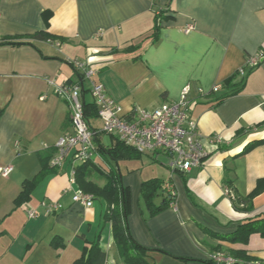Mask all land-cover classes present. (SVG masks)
Segmentation results:
<instances>
[{"label":"crops","instance_id":"1","mask_svg":"<svg viewBox=\"0 0 264 264\" xmlns=\"http://www.w3.org/2000/svg\"><path fill=\"white\" fill-rule=\"evenodd\" d=\"M161 9L168 18L158 40L149 43ZM45 10L51 11L46 28ZM189 23L193 28L186 31ZM41 29L53 37L0 44V167H12L0 175V264H72L94 240L107 253L105 264H122L103 219L104 200L93 198L90 206L72 200L78 187L68 159L40 180L29 201L13 204L23 179L40 168L38 152L70 131L67 104L54 88L79 80L72 59L96 70L94 78L124 113L176 100L182 86H190V114L208 150L203 164L172 174L160 155L144 153L140 164L121 172L130 190L131 234L154 249V261L207 264L215 244L243 247L264 260V237L257 233L245 245L209 233L230 232L248 214L264 211V191L253 198L251 212H243L233 208L224 185L228 175L244 195L264 177V140L240 154L247 143L264 138V58L246 70L239 92L217 105L209 94L213 85L220 84L219 94L225 79L244 76L239 69L248 56L264 54V0H0V39L20 41ZM131 44L141 48L125 51ZM83 86L84 100L93 102L86 80ZM89 119L100 138L97 118ZM214 136L223 143L213 142ZM150 177L172 178L177 191L175 205L154 216L139 203L140 184ZM51 201L59 208L47 213L41 203Z\"/></svg>","mask_w":264,"mask_h":264},{"label":"trees","instance_id":"2","mask_svg":"<svg viewBox=\"0 0 264 264\" xmlns=\"http://www.w3.org/2000/svg\"><path fill=\"white\" fill-rule=\"evenodd\" d=\"M164 12H166V10L161 9L154 15V23L151 28V33L147 36L149 43H154L158 40L161 21L168 18ZM50 14V10H45L42 13V20L45 28L48 26ZM52 37L53 36L46 30L41 29L27 35L26 39H20V41H12L13 38L2 37L0 39V44L27 43L30 38L51 39ZM140 48V44H131L125 47L124 50L131 52L137 51ZM245 76L246 75L242 76L235 82H232L231 78L225 79L222 83V86L225 89L219 94L211 89L209 94L211 95L214 104L217 105L227 96L239 92L244 85ZM71 81V79H68L66 83H70ZM84 103L86 117L97 118L94 103L86 101H84ZM263 140L264 138L262 140H254L247 143L240 154L246 152L253 145ZM93 145V155L98 153L105 156V158L108 156L114 162H118L122 159L140 158L141 155L144 154L136 151L131 146L126 145L123 141L113 137H111L109 143L103 144L98 137V132L93 139ZM220 147L223 148L224 146L221 145ZM54 153V146L52 148L49 146L44 147L43 151L38 152L40 168L32 177L23 179L21 182V188L13 199L14 207H18L30 200L32 191L45 175L58 171L60 167L50 164V159ZM93 155L82 161L72 163L74 181L78 189L91 194L93 198H101L104 200L105 210L103 213V219L110 224L112 238L117 247L122 264H157L151 256V252L154 249L140 244L131 234L128 223V216L130 213V190L129 187L123 183L119 168H116L114 164L108 162V166L105 167L96 164ZM99 179H103L104 182H98ZM165 183H171L173 186L172 189L167 188ZM224 185L226 194L229 197L233 208L243 212H251L253 198L264 191V177L258 178L254 187L244 195H240L235 191L232 185V179L228 175L225 176ZM157 198H159L158 201L156 200ZM176 199L177 191L172 183V178L162 179L160 177H150L142 180L140 184L139 203L142 210L148 216H154L169 208L172 203H176ZM209 233L217 239L225 240L233 244L245 245L247 244L249 237L254 233L264 237V211L248 214L239 221L236 228L230 232ZM209 248L211 252L222 251L231 255L234 258L233 264H264L263 259L250 255L243 247L222 248L220 244H215L210 245ZM106 259V251L98 241L94 240L83 245L80 256L74 259L72 264H105ZM206 261L207 264L211 262L208 259Z\"/></svg>","mask_w":264,"mask_h":264},{"label":"built area","instance_id":"3","mask_svg":"<svg viewBox=\"0 0 264 264\" xmlns=\"http://www.w3.org/2000/svg\"><path fill=\"white\" fill-rule=\"evenodd\" d=\"M192 28V23L185 26L186 31ZM263 58V53L248 56L239 73L244 75L247 69L254 68ZM70 62L78 71L79 80L64 82L54 88L55 94L67 104L70 131L62 134L53 144L55 153L50 159L51 165L61 167L68 159L73 170L72 163L93 155V139L98 131L85 114L83 80L88 82V91L96 108L97 118L101 122L100 131L123 141L140 153L165 155V165L172 173L186 172L203 164L208 150L201 140L197 121L190 114L192 99L189 84L182 86L176 100L163 102L154 108H139L124 113L121 105L107 94L103 83L94 78V68L78 59H72ZM219 87L220 84H215L211 89L216 91ZM212 140L217 144L223 143L219 136H214ZM15 145L18 146V141H15ZM11 169L10 165L0 167V175L7 176ZM165 186L169 189L173 187L171 183H165ZM72 200L90 206L93 196L77 188L73 191ZM41 205L47 213L59 208L56 201L42 202ZM174 205L175 203L171 204ZM28 215L35 216V211H28ZM207 259L214 264L234 262L231 255L222 251H210Z\"/></svg>","mask_w":264,"mask_h":264},{"label":"rangeland","instance_id":"4","mask_svg":"<svg viewBox=\"0 0 264 264\" xmlns=\"http://www.w3.org/2000/svg\"><path fill=\"white\" fill-rule=\"evenodd\" d=\"M95 123H96L98 128H101V122H100V120L98 118L96 119ZM99 135H100V138H101L100 139L101 143H103V144L109 143V141L111 139V136L109 134H107L105 132H100ZM159 155H160L159 162L165 163L167 157L165 155H163V154H159ZM93 159H94V162L96 164H99V165H101L103 167L108 166L107 162L108 163H112V164H114L116 166V168L118 167L119 171L122 172V173H124L126 171V168L130 169L132 164L139 162L138 158L137 159H132V160H121V161H118V162H114L108 156H106V158H105V156L100 155L98 153H95L93 155ZM142 160H144V161L147 160L146 155L142 156ZM147 163L150 164L152 162H147ZM139 164H140V162H139ZM157 164H159V163H157ZM100 181H102V180L100 179Z\"/></svg>","mask_w":264,"mask_h":264}]
</instances>
